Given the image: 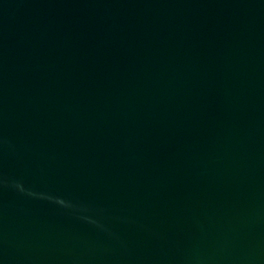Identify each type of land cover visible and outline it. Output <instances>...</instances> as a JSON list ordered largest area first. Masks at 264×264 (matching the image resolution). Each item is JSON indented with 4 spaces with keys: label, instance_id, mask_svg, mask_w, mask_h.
<instances>
[{
    "label": "water",
    "instance_id": "obj_1",
    "mask_svg": "<svg viewBox=\"0 0 264 264\" xmlns=\"http://www.w3.org/2000/svg\"><path fill=\"white\" fill-rule=\"evenodd\" d=\"M0 264H264V0H0Z\"/></svg>",
    "mask_w": 264,
    "mask_h": 264
}]
</instances>
